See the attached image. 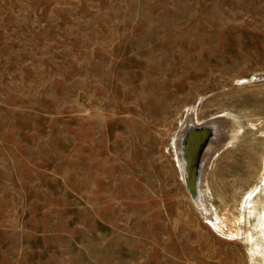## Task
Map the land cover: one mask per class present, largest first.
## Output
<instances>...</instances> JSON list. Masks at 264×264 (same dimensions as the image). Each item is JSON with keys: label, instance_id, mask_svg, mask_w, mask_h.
Listing matches in <instances>:
<instances>
[{"label": "rangeland", "instance_id": "1", "mask_svg": "<svg viewBox=\"0 0 264 264\" xmlns=\"http://www.w3.org/2000/svg\"><path fill=\"white\" fill-rule=\"evenodd\" d=\"M263 172L264 0H0V264H264Z\"/></svg>", "mask_w": 264, "mask_h": 264}, {"label": "bare ground", "instance_id": "2", "mask_svg": "<svg viewBox=\"0 0 264 264\" xmlns=\"http://www.w3.org/2000/svg\"><path fill=\"white\" fill-rule=\"evenodd\" d=\"M201 85V84H200ZM203 85V84H202ZM214 132L212 125H193L185 140L183 155L185 158V185L190 195L194 197L199 207H204L201 187L200 157L211 134ZM197 203H195L197 205ZM205 212V211H204ZM206 214V213H205Z\"/></svg>", "mask_w": 264, "mask_h": 264}, {"label": "water", "instance_id": "3", "mask_svg": "<svg viewBox=\"0 0 264 264\" xmlns=\"http://www.w3.org/2000/svg\"><path fill=\"white\" fill-rule=\"evenodd\" d=\"M183 157H184V155H183ZM184 161H185V158H184Z\"/></svg>", "mask_w": 264, "mask_h": 264}, {"label": "crops", "instance_id": "4", "mask_svg": "<svg viewBox=\"0 0 264 264\" xmlns=\"http://www.w3.org/2000/svg\"><path fill=\"white\" fill-rule=\"evenodd\" d=\"M263 174H264V172H263ZM263 178H264V176H263Z\"/></svg>", "mask_w": 264, "mask_h": 264}]
</instances>
